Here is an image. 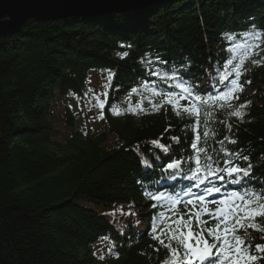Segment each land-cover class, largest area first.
I'll use <instances>...</instances> for the list:
<instances>
[{
	"label": "trees",
	"instance_id": "16d2710c",
	"mask_svg": "<svg viewBox=\"0 0 264 264\" xmlns=\"http://www.w3.org/2000/svg\"><path fill=\"white\" fill-rule=\"evenodd\" d=\"M250 32L264 35V0H156L130 13L27 19L17 31L0 35V264H161L167 249L149 234L160 210L145 195L149 191L139 180L138 155L164 153L159 156L163 163L181 160L183 170L194 166L191 119L182 108L177 116L167 103L153 109L164 100L156 93L178 91L171 87L176 80L166 83L161 77L175 73L202 96L214 93L227 83L221 78L228 50L244 41L260 45L252 59L261 64L245 63L240 79L251 81L244 83L250 90L236 102L251 103L242 110V119L214 108L209 127L215 135L201 144L219 167H231L227 160L241 167L251 164V176L234 185H241L238 191H260L264 41L245 35ZM88 70L106 77V85L109 70L112 74L103 118L91 127L83 117L75 120L72 110L55 112L68 90L73 104L85 93ZM120 93L125 95L118 97ZM156 140L169 146L167 153L152 143ZM221 149L240 152L248 160ZM117 208L132 211L147 232L137 235L115 222L112 212ZM188 208L175 211L185 215ZM248 234L249 245L264 244V232L248 229ZM100 236L113 243L102 259L92 247Z\"/></svg>",
	"mask_w": 264,
	"mask_h": 264
},
{
	"label": "snow or ice",
	"instance_id": "6c2138e0",
	"mask_svg": "<svg viewBox=\"0 0 264 264\" xmlns=\"http://www.w3.org/2000/svg\"><path fill=\"white\" fill-rule=\"evenodd\" d=\"M246 36H252L253 39L264 41V35L256 32L246 33ZM260 48L259 44L250 45L247 41L240 44H234L228 51L231 55L227 58L224 64L226 69L225 75L221 78L222 81H227L224 88L201 95L195 88L184 81L177 74L171 75L165 73L161 77L166 83L168 80H176L177 83L171 87L178 88L179 92L169 91L166 93H156L164 96V100L160 104H153V109L159 111L164 103L173 107L177 116H181L180 109L192 121V130L194 138L190 143L193 151L190 159L193 162V167L188 171L190 175H186V179L191 180L192 186L189 187L184 195L190 197L187 201L182 200L179 194L175 196L165 197L162 194L156 195L151 192H145V195L155 201L151 206L157 207V204L163 200H167L165 205L166 211L160 212L158 217H154L151 224L150 235L160 245L167 249V257L161 264H258L260 259L251 253V249L255 247L256 251L264 252V244L249 245L248 240L252 237L248 234V229L253 231L264 232V186L260 191L249 190L247 188L242 191H232L226 194L220 201H211L218 206L215 210L208 209L206 206V197L202 194L197 195L192 191V187L199 188L201 185H207L210 180H223L224 176L221 173H227L229 176L235 177L231 183L239 184L243 178H248L252 173V165L241 167L238 164H233L232 160H227L225 163L232 165L231 167H219L218 161H214L213 157L208 154L207 148L203 147L201 141L206 144L210 136H214L215 132L209 127V120L212 118V110L214 108L228 109L229 115L243 118V109L247 108L251 101H245L236 104L240 100V94L244 90V81L241 83L243 71H246L245 63L250 61L253 65H260L261 61L252 59L253 56L259 55L256 49ZM264 50V49H262ZM125 52L123 56H127ZM231 68V72L227 69ZM159 75V73H153ZM229 76H234V79L229 80ZM112 80V74L109 70L108 81L109 85ZM109 85H106L109 86ZM136 91V89H133ZM105 95H108L105 93ZM97 105L103 109V102H100L99 97H96ZM188 101V105H180L179 100ZM117 112V109H112ZM118 114V112H117ZM100 118H103L102 116ZM201 126L203 131L201 132ZM229 127H231L229 125ZM167 131V130H166ZM174 141H179L178 137L172 138ZM228 139V137H225ZM232 144L236 140L229 141ZM161 151L167 153L169 146L161 144L159 140L152 142ZM223 144V140L219 141ZM225 154L233 158L248 160L247 156L240 152H229L227 149H221ZM148 166V161H142ZM181 160H174L167 164L168 169H180ZM175 179V176L172 177ZM221 189L213 185L212 187H204L206 193H219ZM184 203L191 205L187 209L185 215L178 214L175 209L178 205ZM200 207H197V205ZM168 213H171L169 215ZM207 215L210 219H214L216 224L213 227H207L209 221L202 220L201 217ZM195 223V230L193 228ZM163 225V226H160ZM243 231L244 235H240ZM207 233V238L205 236ZM167 237L165 243L164 237ZM209 238L211 242H209ZM264 239V236L261 237ZM175 241V246L173 242ZM159 249H157L158 251ZM103 258V257H102Z\"/></svg>",
	"mask_w": 264,
	"mask_h": 264
},
{
	"label": "water",
	"instance_id": "95a60500",
	"mask_svg": "<svg viewBox=\"0 0 264 264\" xmlns=\"http://www.w3.org/2000/svg\"><path fill=\"white\" fill-rule=\"evenodd\" d=\"M156 0H0V35L15 32L27 19L97 16L109 11L134 12Z\"/></svg>",
	"mask_w": 264,
	"mask_h": 264
},
{
	"label": "rangeland",
	"instance_id": "374dc122",
	"mask_svg": "<svg viewBox=\"0 0 264 264\" xmlns=\"http://www.w3.org/2000/svg\"><path fill=\"white\" fill-rule=\"evenodd\" d=\"M98 81H99V78H98V77L95 78V79L92 81V86L95 85V86L97 87V89L100 90V88L97 86ZM97 97H98V96H97ZM87 109H88V110H93V109H94V106H92V104H91L90 102H87ZM89 118H90V116H89ZM145 160H147V161H149L150 163L154 164V161H153V160H149V159H145ZM145 160L143 159V161H145ZM143 166H144V165H143L142 161L139 162V167H143Z\"/></svg>",
	"mask_w": 264,
	"mask_h": 264
},
{
	"label": "bare ground",
	"instance_id": "6f19581e",
	"mask_svg": "<svg viewBox=\"0 0 264 264\" xmlns=\"http://www.w3.org/2000/svg\"><path fill=\"white\" fill-rule=\"evenodd\" d=\"M128 240H129V239H128ZM124 242L127 243V241H125V240H123V241H120V240H119V241H118L119 244H122V243H124Z\"/></svg>",
	"mask_w": 264,
	"mask_h": 264
}]
</instances>
